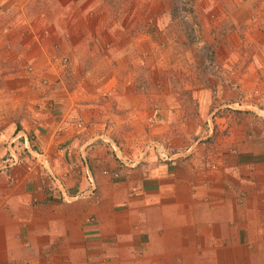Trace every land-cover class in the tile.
Segmentation results:
<instances>
[{
    "label": "crops",
    "instance_id": "obj_1",
    "mask_svg": "<svg viewBox=\"0 0 264 264\" xmlns=\"http://www.w3.org/2000/svg\"><path fill=\"white\" fill-rule=\"evenodd\" d=\"M110 1L0 0V264H233L264 243V124L169 67L140 92L153 48Z\"/></svg>",
    "mask_w": 264,
    "mask_h": 264
},
{
    "label": "rangeland",
    "instance_id": "obj_2",
    "mask_svg": "<svg viewBox=\"0 0 264 264\" xmlns=\"http://www.w3.org/2000/svg\"><path fill=\"white\" fill-rule=\"evenodd\" d=\"M110 7H121L122 24L137 32L138 56L144 59L154 54L152 65L144 60L136 70L139 77L134 82L140 92L164 89L156 77L163 67H169L166 76L172 74V82L166 88L191 95L200 84L208 86L211 107L225 95L224 89H230L233 95L223 100H230L228 106L216 115L228 112L236 125L244 116H251L250 132L257 119L264 124V0H111ZM144 42L153 48L149 54ZM92 70L97 74L98 67L92 66ZM147 70L155 76L152 85ZM99 77L97 74L95 79ZM114 82L106 92L118 89ZM253 232L259 239L255 228ZM244 244L235 250L240 256L233 264H264V243L253 240Z\"/></svg>",
    "mask_w": 264,
    "mask_h": 264
},
{
    "label": "built area",
    "instance_id": "obj_3",
    "mask_svg": "<svg viewBox=\"0 0 264 264\" xmlns=\"http://www.w3.org/2000/svg\"><path fill=\"white\" fill-rule=\"evenodd\" d=\"M58 50L56 51V49L50 54V58H51V61L53 63H56V64H59L60 66H66L67 62H68V57L64 56V55H60L59 53H57ZM29 71L31 70V67H28L27 68ZM41 85L44 84L47 85L48 82L46 81L45 78H42L41 80Z\"/></svg>",
    "mask_w": 264,
    "mask_h": 264
}]
</instances>
